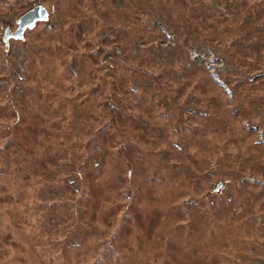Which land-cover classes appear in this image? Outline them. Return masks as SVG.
<instances>
[{
    "label": "rangeland",
    "instance_id": "374dc122",
    "mask_svg": "<svg viewBox=\"0 0 264 264\" xmlns=\"http://www.w3.org/2000/svg\"><path fill=\"white\" fill-rule=\"evenodd\" d=\"M0 264H264V0H0Z\"/></svg>",
    "mask_w": 264,
    "mask_h": 264
},
{
    "label": "water",
    "instance_id": "95a60500",
    "mask_svg": "<svg viewBox=\"0 0 264 264\" xmlns=\"http://www.w3.org/2000/svg\"><path fill=\"white\" fill-rule=\"evenodd\" d=\"M49 19L48 12L46 8L42 5H38L30 11L23 14L16 22L17 28L12 31L10 27H7L3 33V40L8 46L10 39H21L24 36V32L33 28L37 23L47 22ZM219 190V185L216 187L215 191Z\"/></svg>",
    "mask_w": 264,
    "mask_h": 264
}]
</instances>
